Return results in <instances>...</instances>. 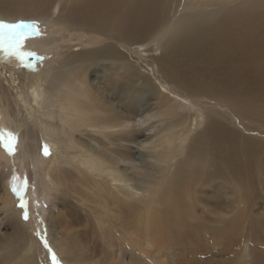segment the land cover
I'll list each match as a JSON object with an SVG mask.
<instances>
[{"label":"bare ground","instance_id":"1","mask_svg":"<svg viewBox=\"0 0 264 264\" xmlns=\"http://www.w3.org/2000/svg\"><path fill=\"white\" fill-rule=\"evenodd\" d=\"M0 19L50 26L62 58L0 52V129L28 166L47 146L44 185L77 182L90 225L84 243L17 228L0 264H44L41 241L60 264H264V221L245 223L264 195V0H0ZM99 66L116 106L87 81Z\"/></svg>","mask_w":264,"mask_h":264},{"label":"rangeland","instance_id":"2","mask_svg":"<svg viewBox=\"0 0 264 264\" xmlns=\"http://www.w3.org/2000/svg\"><path fill=\"white\" fill-rule=\"evenodd\" d=\"M2 21L7 23H19L21 21L31 23L35 21L39 26L40 35H28L27 32H24L22 34V47L20 49L22 53H33L34 55L22 56H25L32 63L46 62L50 63L52 67L57 68L58 63L62 60V58L59 57V52L56 53L53 47H44L46 39H50L53 36L50 26H46L43 22L36 20ZM111 69L112 68L110 67L104 68L99 66L97 68H92L87 75V81L93 86L102 87L106 89L107 93L110 92V95H108L109 93L107 95L106 93L103 94V97L105 98L108 96L109 101H113L114 99L110 86L114 79H116V75H114L115 72ZM145 93V100H149L151 103L156 101V98L152 99V94L149 91H146ZM111 104L116 106L117 102L114 100ZM252 125L256 128H260L264 132V121H256L253 122ZM249 135L250 137H253L252 133H249ZM253 138L256 139L255 143H264L259 137ZM17 146L18 144L16 147ZM1 151L3 154L0 153V261L10 253V245L13 241L12 238L14 237V233L17 232V230H14L17 228L23 231H28L30 229L34 231L36 228L47 227L48 232H45L44 237L49 233L51 236L48 240L49 242L53 241L55 232L62 233L64 230H67L71 233L75 231L79 234L84 243L90 225L86 221L87 211L85 210L82 201V192L80 193L77 189L79 184L69 180L72 186V191L65 196L47 188L40 177L42 167L46 164L49 158V154H44V149L41 150V154L39 155V163L32 167L26 165L28 159L22 161L19 148H16L13 155H9L3 147H0V152ZM134 154L137 158L138 154ZM14 176L17 178V184H23L25 182L27 184V189L25 191L28 212L27 221L23 219V210L18 206L20 203L19 199L11 190V182ZM262 182H264V180ZM58 209L59 211H57ZM246 212V224H252L257 218L259 219L257 215H261L260 217L262 218L259 220L264 221V195L255 197L254 199L252 198L248 211ZM56 213H58V215L56 220L52 219V225L50 217L52 218V214ZM217 214L223 219H228L230 216L222 211H218ZM57 222V226H60L61 229L56 228ZM20 234L24 236L22 232H20ZM39 243L41 245L40 260H44V264H52L50 257L47 259V256L45 255L44 243L42 241ZM209 247H211V245ZM214 249L219 248L215 247ZM52 250L57 255V252L54 249ZM219 251H221V249H219ZM229 252H231V250H229ZM219 253L220 252H218L217 255ZM217 259L218 258H215V260ZM173 261L174 260H172V262ZM201 261V263H205L203 260Z\"/></svg>","mask_w":264,"mask_h":264},{"label":"snow or ice","instance_id":"3","mask_svg":"<svg viewBox=\"0 0 264 264\" xmlns=\"http://www.w3.org/2000/svg\"><path fill=\"white\" fill-rule=\"evenodd\" d=\"M24 32H27L28 35H40L39 26L35 21L31 23H25L23 21L19 23H7L0 20V52H4L6 55L16 56L17 58L22 55H34L33 53H22L20 51L22 47V34ZM17 143L18 137L15 134L0 129V147H3L9 155L15 153ZM44 154H49L47 146L44 147ZM26 189V182L17 184V178L14 176L11 182V190L20 201L18 206L23 210V219L25 221L28 220L27 199L25 197ZM41 239L43 240V237ZM43 243L44 247L48 250L52 264H60L56 254L47 242L43 241Z\"/></svg>","mask_w":264,"mask_h":264}]
</instances>
